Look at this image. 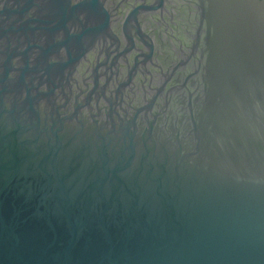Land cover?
Returning <instances> with one entry per match:
<instances>
[{
	"label": "water",
	"instance_id": "95a60500",
	"mask_svg": "<svg viewBox=\"0 0 264 264\" xmlns=\"http://www.w3.org/2000/svg\"><path fill=\"white\" fill-rule=\"evenodd\" d=\"M0 264H264V0H0Z\"/></svg>",
	"mask_w": 264,
	"mask_h": 264
},
{
	"label": "flooded vegetation",
	"instance_id": "af4514ba",
	"mask_svg": "<svg viewBox=\"0 0 264 264\" xmlns=\"http://www.w3.org/2000/svg\"><path fill=\"white\" fill-rule=\"evenodd\" d=\"M110 7H111V6H110ZM127 7H128V6H126L125 9H127ZM110 12H113V10L111 9ZM114 12H115V11H114ZM114 14H115V16L117 15V13H114ZM119 17H120V20H121V16H119ZM117 21H118V20H117Z\"/></svg>",
	"mask_w": 264,
	"mask_h": 264
}]
</instances>
